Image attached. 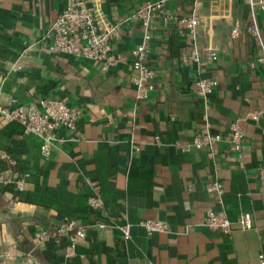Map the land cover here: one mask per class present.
Segmentation results:
<instances>
[{"label": "crops", "instance_id": "0c3cea01", "mask_svg": "<svg viewBox=\"0 0 264 264\" xmlns=\"http://www.w3.org/2000/svg\"><path fill=\"white\" fill-rule=\"evenodd\" d=\"M70 0H0V92L11 108L41 98L77 105V128H61L50 159L40 153L42 140L24 133L18 122L0 116V148L18 160L14 172H29L25 190L0 184V261L9 264H259L264 254V116L244 122L243 154L221 145L183 153L163 141L192 140L206 122L214 132L230 135V125L248 112L264 108V68L257 62L258 38L249 31L253 14L245 0H169L173 11H198L203 23L198 43L215 47L219 58L203 67L184 62L193 39L176 23L156 18L149 63L156 70L155 89L138 100L130 81L131 64L103 71L93 61L43 48L42 37ZM155 0H88L105 21L121 22L113 46L131 58L142 41L143 27L132 18ZM264 41V13L256 12ZM235 23L240 34L232 35ZM218 80L208 106L196 91L201 77ZM140 147V150H137ZM4 164L0 165V172ZM14 176V174H13ZM220 181L222 201L208 184ZM100 195L105 205L89 206ZM208 208L226 210L234 231L200 226ZM249 216L253 228L241 227ZM88 227L87 236L68 254V241L37 245L35 233L55 230L65 218ZM162 219L169 232L148 234L139 223ZM105 222L102 230L98 223ZM131 224V238L120 225ZM16 242L18 253L5 258Z\"/></svg>", "mask_w": 264, "mask_h": 264}, {"label": "built area", "instance_id": "2783aa9c", "mask_svg": "<svg viewBox=\"0 0 264 264\" xmlns=\"http://www.w3.org/2000/svg\"><path fill=\"white\" fill-rule=\"evenodd\" d=\"M169 0L148 1L141 5L132 16L138 20L143 27L142 41L131 50V58L115 50L113 43L119 38L121 22L111 23L101 18L97 5L89 4L88 0H70L68 6L58 15L46 34L42 37L43 48L52 53L70 54L78 58L93 61L101 66L105 72L118 67L120 64L129 62L131 64L130 81L136 87V97L143 100L149 97L155 89L154 80L156 70L151 67L149 58L151 44L153 41L152 23L156 18H161L164 23H176L179 32L185 37L193 39V47L189 53L183 52L182 59L188 63L194 62L198 67H203L215 62L219 58L218 49L215 47L203 49L197 40L199 27L203 23V17L198 11L190 15L179 14L167 5ZM250 6L253 14V22L248 29L259 40L260 53L257 55V62L264 68V41L256 20V12L264 13V0H245ZM240 34V27L235 23L232 28L234 37ZM196 91L208 106L211 95L215 92L218 80L214 77L201 76L195 81ZM0 116L7 122H18L24 128V133L34 135L42 140L40 146L41 155L50 159L53 155L58 131L61 128L75 130L82 117V110L77 105L70 104L67 100L44 97L27 106L11 108L1 99L0 92ZM264 116V108L248 112L245 116L238 117L230 125L228 138L221 132H214L211 124L206 122L192 140H174L165 142L157 135L155 144L159 146H172L183 153L193 150H208L217 155L221 145L225 142L230 148L242 158L243 144L245 139L244 122H260ZM140 150V147H137ZM4 169L0 172L1 185H14L18 192L25 190L26 182L30 176L29 172L17 174L14 169L18 166V160L6 150L0 148V165ZM14 174V176H13ZM258 175L264 180V164L258 167ZM208 190L216 192L222 201L225 192L223 183L214 181L208 184ZM89 206L94 209L103 208L105 202L98 195H92L88 199ZM148 234L171 231L170 224L162 219H146L139 223ZM241 227L244 229L253 228V222L249 216H242ZM200 226L214 230H220L231 234L235 227L226 210H215L208 208ZM102 230L108 228L105 222L98 223ZM131 224L119 226L125 238L132 236ZM88 227L78 224L75 219L65 218L55 230L40 229L35 233L34 240L37 245L66 239L68 241V254H72L76 246L87 236ZM18 253L16 242L8 244L4 252L5 258H12ZM0 264H9L0 261ZM259 264H264V254L259 255Z\"/></svg>", "mask_w": 264, "mask_h": 264}]
</instances>
